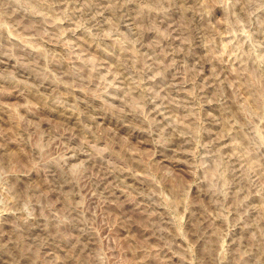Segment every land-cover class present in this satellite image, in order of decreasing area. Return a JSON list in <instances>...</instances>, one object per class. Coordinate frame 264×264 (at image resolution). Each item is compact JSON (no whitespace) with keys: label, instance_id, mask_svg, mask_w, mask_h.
I'll return each instance as SVG.
<instances>
[{"label":"rangeland","instance_id":"1","mask_svg":"<svg viewBox=\"0 0 264 264\" xmlns=\"http://www.w3.org/2000/svg\"><path fill=\"white\" fill-rule=\"evenodd\" d=\"M0 264H264V0H0Z\"/></svg>","mask_w":264,"mask_h":264}]
</instances>
